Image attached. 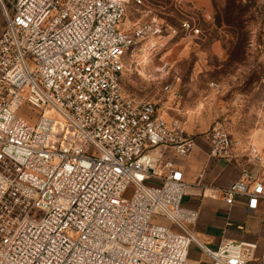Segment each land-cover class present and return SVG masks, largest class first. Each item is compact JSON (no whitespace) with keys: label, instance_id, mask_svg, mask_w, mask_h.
I'll use <instances>...</instances> for the list:
<instances>
[{"label":"built area","instance_id":"1","mask_svg":"<svg viewBox=\"0 0 264 264\" xmlns=\"http://www.w3.org/2000/svg\"><path fill=\"white\" fill-rule=\"evenodd\" d=\"M127 2L0 0V264H187L192 245L212 264H247L256 248L211 250L194 237L199 212L183 204L189 185L176 159L197 138L124 93L123 60L162 37L158 25L121 29ZM23 104L40 112L33 124L18 117ZM201 139L209 159L247 158L220 194L257 210L264 183L250 166L263 170L262 154L221 126Z\"/></svg>","mask_w":264,"mask_h":264},{"label":"rangeland","instance_id":"2","mask_svg":"<svg viewBox=\"0 0 264 264\" xmlns=\"http://www.w3.org/2000/svg\"><path fill=\"white\" fill-rule=\"evenodd\" d=\"M127 1L121 29L158 25L162 37H148L123 60L124 93L156 104L193 138L221 126L264 158V0ZM184 22L199 34L184 32ZM155 44L165 47L152 50ZM165 83L172 85L170 93H164ZM17 115L33 124L40 112L23 104ZM251 168L264 181V168Z\"/></svg>","mask_w":264,"mask_h":264},{"label":"crops","instance_id":"3","mask_svg":"<svg viewBox=\"0 0 264 264\" xmlns=\"http://www.w3.org/2000/svg\"><path fill=\"white\" fill-rule=\"evenodd\" d=\"M207 152V144L197 138L196 148L185 160L178 162L189 185L183 204L199 212L198 222L192 228L194 237L211 250L225 242L254 244L256 248L250 251L247 264H264V201L259 203L257 210L248 212L244 200L238 199L227 206L220 194L221 189L240 179L245 162L239 159L225 164L209 159ZM187 264L212 263L192 245Z\"/></svg>","mask_w":264,"mask_h":264}]
</instances>
